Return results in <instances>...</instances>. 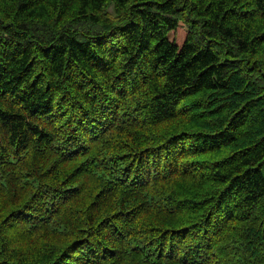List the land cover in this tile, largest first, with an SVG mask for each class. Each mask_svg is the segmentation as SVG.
<instances>
[{
    "label": "trees",
    "instance_id": "16d2710c",
    "mask_svg": "<svg viewBox=\"0 0 264 264\" xmlns=\"http://www.w3.org/2000/svg\"><path fill=\"white\" fill-rule=\"evenodd\" d=\"M0 264H264V0H0Z\"/></svg>",
    "mask_w": 264,
    "mask_h": 264
},
{
    "label": "rangeland",
    "instance_id": "374dc122",
    "mask_svg": "<svg viewBox=\"0 0 264 264\" xmlns=\"http://www.w3.org/2000/svg\"><path fill=\"white\" fill-rule=\"evenodd\" d=\"M186 31L182 25L179 26L178 30L175 33H172L170 37L174 39V41L178 45H182L184 39H185Z\"/></svg>",
    "mask_w": 264,
    "mask_h": 264
},
{
    "label": "bare ground",
    "instance_id": "6f19581e",
    "mask_svg": "<svg viewBox=\"0 0 264 264\" xmlns=\"http://www.w3.org/2000/svg\"><path fill=\"white\" fill-rule=\"evenodd\" d=\"M25 13V12H24Z\"/></svg>",
    "mask_w": 264,
    "mask_h": 264
}]
</instances>
